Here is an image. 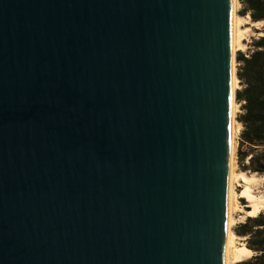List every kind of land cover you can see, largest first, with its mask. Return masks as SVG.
Masks as SVG:
<instances>
[{
	"label": "water",
	"instance_id": "obj_1",
	"mask_svg": "<svg viewBox=\"0 0 264 264\" xmlns=\"http://www.w3.org/2000/svg\"><path fill=\"white\" fill-rule=\"evenodd\" d=\"M232 0H0V264H225Z\"/></svg>",
	"mask_w": 264,
	"mask_h": 264
},
{
	"label": "trees",
	"instance_id": "obj_2",
	"mask_svg": "<svg viewBox=\"0 0 264 264\" xmlns=\"http://www.w3.org/2000/svg\"><path fill=\"white\" fill-rule=\"evenodd\" d=\"M242 17L248 16L253 23L263 22V36L253 42V50L247 55L238 54L236 77L241 89L235 100L240 103L237 122L242 129L239 134L240 146L247 151L238 150L242 160H247V170L264 176V0H238ZM262 149L263 154L256 152ZM235 234L245 239V246L252 255L236 264H264V212L256 217H248L240 224Z\"/></svg>",
	"mask_w": 264,
	"mask_h": 264
},
{
	"label": "bare ground",
	"instance_id": "obj_3",
	"mask_svg": "<svg viewBox=\"0 0 264 264\" xmlns=\"http://www.w3.org/2000/svg\"><path fill=\"white\" fill-rule=\"evenodd\" d=\"M239 7V4H238ZM239 9V8H238ZM249 17H241L237 13V2L232 0V69H231V146L229 157V171H228V191H227V231H226V259L225 264H236L242 260L243 257L251 256L252 252L245 246H238L236 240L239 239L232 230L235 220L233 213L241 209L245 216L256 217L264 210V196H257L254 193L253 185L257 182V178L245 172H236L233 164V139H234V116L237 112V106L234 102V93L237 89V77L233 58L235 53L242 50V36L244 33L250 31V27L254 25H261L263 22L251 23L247 25ZM234 186L241 187L240 192H236ZM236 187V188H237ZM244 200L246 205L240 206V201ZM241 207V208H240ZM247 208V211L244 209Z\"/></svg>",
	"mask_w": 264,
	"mask_h": 264
},
{
	"label": "rangeland",
	"instance_id": "obj_4",
	"mask_svg": "<svg viewBox=\"0 0 264 264\" xmlns=\"http://www.w3.org/2000/svg\"><path fill=\"white\" fill-rule=\"evenodd\" d=\"M237 2V13L239 15H241V4L239 3L238 0H236ZM238 4H239V7H238ZM239 8V9H238ZM242 17V16H241ZM248 17V16H246ZM245 18V17H244ZM252 23V21L250 20V18L247 19V25L249 26L250 24ZM262 27H263V24L261 25H254V26H251L250 27V31L247 32V33H244V35L242 36V50L235 53V56L233 58V62H234V67H235V73L237 72V68H238V63L236 61V57L238 54H242L244 56H247L252 50H253V42L256 41L258 38L262 37L263 34H262ZM238 80V79H237ZM241 89V86L239 85V81L237 83V89L234 93V102L237 106V112L234 116V128H235V132H234V139H233V164L234 167L236 168V172H245L249 175H253L257 178V182L253 185V189H254V193L257 195V196H264V176L261 175L260 173H253L249 170H247V160L248 158H246L245 160H242L241 161V158L240 156L238 155V150L240 149L241 152H244V151H247V148L245 145H241L240 146V139H239V134H240V131L242 129L241 125L237 122V118L239 116V114L241 113L240 111V103H237V101L235 100V95H236V92L239 91ZM256 154L258 155H261L263 154V150L260 149L256 152ZM237 186H234V189L235 191L238 193L240 192L241 190V187H237ZM246 205V202L244 200H241L240 201V206H244ZM241 208V207H240ZM248 209L245 208L244 211H247ZM264 212L261 211V213ZM233 218L235 220V223H234V226L232 227V230L233 232L235 233V230L236 228L242 224L245 220H246V216H245V213L243 211H241V209H238L236 210L234 213H233ZM236 235V234H235ZM237 239L236 240V244L238 246H245V239L236 235ZM246 247V246H245ZM250 256L248 255L247 257H243L242 260H246L248 259ZM241 260V261H242Z\"/></svg>",
	"mask_w": 264,
	"mask_h": 264
}]
</instances>
